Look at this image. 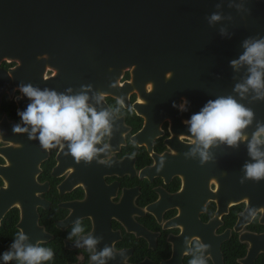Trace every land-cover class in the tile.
Returning a JSON list of instances; mask_svg holds the SVG:
<instances>
[{
    "label": "flooded vegetation",
    "instance_id": "obj_1",
    "mask_svg": "<svg viewBox=\"0 0 264 264\" xmlns=\"http://www.w3.org/2000/svg\"><path fill=\"white\" fill-rule=\"evenodd\" d=\"M0 66L10 70L17 63L5 60ZM53 75L49 70L45 79ZM131 78L126 72L120 85ZM145 91L152 88L146 86ZM18 98L25 99L16 88L13 97L5 93L0 101V192L15 188L5 203L13 204L0 219V264H5L2 254L10 250L20 229L28 237L26 244L52 249L53 259L41 264H93L91 253L76 246L78 237L67 239L78 218L85 229L82 236L98 239L96 252L114 246V258L106 264H189L193 258H203L206 264H245L251 241L244 237L264 234L262 211L241 229L240 215L247 206L242 201L231 204L214 224L220 170L214 173V161L201 166L199 152L191 155L197 145L188 143L195 137L184 123L191 118L186 110L163 111L161 103L167 101L162 96L143 101L136 91L104 95L88 103L97 112L110 111L111 134L95 145L103 151L91 163L76 164L65 155L67 142L62 141L65 147L47 150L39 165L33 159L38 143L26 142L22 134L14 136L8 126H23ZM129 107L134 110L129 112ZM197 242L209 247L197 251Z\"/></svg>",
    "mask_w": 264,
    "mask_h": 264
},
{
    "label": "water",
    "instance_id": "obj_2",
    "mask_svg": "<svg viewBox=\"0 0 264 264\" xmlns=\"http://www.w3.org/2000/svg\"><path fill=\"white\" fill-rule=\"evenodd\" d=\"M214 14L220 19L210 22ZM260 40L264 0H0V65L5 60L17 63L10 70L0 66V101L5 93L13 97L21 84L58 94L84 93L88 103L136 91L143 101L163 98L167 102L161 103L162 110L170 112L177 110L173 103L178 106L183 95L191 117L209 100L231 96L254 115L242 130L246 139L237 147L217 142L208 149L206 162L214 161L215 174L220 170L214 224L231 204L242 201L247 206L238 227L250 223L259 211L264 224V179L239 182L243 166L255 163L247 145L257 127L264 125V99H257L251 88L243 95L236 90L251 76V66L230 63L244 54L245 41ZM49 70L54 75L45 79ZM126 72H131V81L121 86ZM146 86L152 88L150 93ZM24 98L17 99L20 111L31 103ZM8 126L12 129L13 124ZM21 127H28V132L20 133L26 142L38 143L33 159L40 165L47 150L40 146L39 132L36 139H29L31 126ZM258 147L264 152V145ZM14 192L12 186L0 192V219L13 204L5 203ZM244 238L251 241L244 263L253 264L264 252V234L246 233Z\"/></svg>",
    "mask_w": 264,
    "mask_h": 264
},
{
    "label": "clouds",
    "instance_id": "obj_3",
    "mask_svg": "<svg viewBox=\"0 0 264 264\" xmlns=\"http://www.w3.org/2000/svg\"><path fill=\"white\" fill-rule=\"evenodd\" d=\"M219 19L220 17L214 14L210 22ZM244 47L246 51L239 60H233L230 63L233 67L241 63L250 65L251 76L245 84L237 85L236 90L243 95L251 88L257 93V99H264V92H261V89H264V80H262L264 72L260 71L264 69V40L255 43L245 41ZM19 92L23 93L31 103L26 110H18L17 115L25 126H31L29 139H36L35 134L39 132L38 140L43 150L63 148L65 144L62 141L67 142L65 155H70L76 164H79L81 160L91 163L98 153L103 151L95 145L102 143L104 137L111 134L110 111L97 112L88 104L87 94H58L55 90L47 88L40 90L32 84H21ZM187 103V100L182 98L180 105L173 103V107H179L180 111H184ZM128 110L131 112L134 109L129 107ZM253 115L252 110L245 108L231 96L209 100L198 113L191 115L190 120L184 121L185 124L190 125L188 131L195 137L194 140L189 139L188 143L197 145L192 149L191 155L194 156L199 152L202 166L210 158L208 149L217 142L226 143L229 147H237L238 142L246 139L242 130L252 123ZM12 131L13 134H20L28 132V127H21L17 123L13 125ZM260 145H264V125L257 127L252 140L247 145L248 154L255 163H246L243 166L244 176L239 181L241 184H244L246 180L258 183L264 179V152L260 151L258 147ZM108 147L105 143L104 149ZM132 155L135 156V153ZM185 155L189 154L185 153ZM98 163L112 166L107 160H100ZM84 231L81 219L78 218L67 239L72 240L78 237L76 246L84 247L91 253L90 260L93 264H106V259L114 258V246H105L103 250L96 252L95 246L98 239L91 235L82 236ZM27 239L22 229L16 233L10 250L2 254L5 264L12 260H16L17 264H41L42 261L53 259L54 253L51 248L42 247L39 244L36 246L26 244ZM196 247L197 251L203 252L209 245L197 242ZM189 264H206V261L203 258H193Z\"/></svg>",
    "mask_w": 264,
    "mask_h": 264
},
{
    "label": "trees",
    "instance_id": "obj_4",
    "mask_svg": "<svg viewBox=\"0 0 264 264\" xmlns=\"http://www.w3.org/2000/svg\"><path fill=\"white\" fill-rule=\"evenodd\" d=\"M258 264H264V255L262 256L261 261H259Z\"/></svg>",
    "mask_w": 264,
    "mask_h": 264
}]
</instances>
